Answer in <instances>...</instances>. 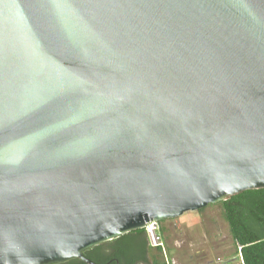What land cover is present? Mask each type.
Masks as SVG:
<instances>
[{
    "label": "water",
    "instance_id": "1",
    "mask_svg": "<svg viewBox=\"0 0 264 264\" xmlns=\"http://www.w3.org/2000/svg\"><path fill=\"white\" fill-rule=\"evenodd\" d=\"M257 189L264 0H0V264Z\"/></svg>",
    "mask_w": 264,
    "mask_h": 264
},
{
    "label": "trees",
    "instance_id": "2",
    "mask_svg": "<svg viewBox=\"0 0 264 264\" xmlns=\"http://www.w3.org/2000/svg\"><path fill=\"white\" fill-rule=\"evenodd\" d=\"M217 204L221 206L223 218L242 264H264V189L248 190ZM161 235L164 240V235ZM144 242L148 244L147 236L144 229H140L89 248L95 252L92 256L89 255V249L83 251V255L97 264H167L162 259L160 248H152L155 253L149 261L142 246ZM108 247H111L110 252L106 250ZM111 259L112 263H109ZM59 264L83 262L73 258Z\"/></svg>",
    "mask_w": 264,
    "mask_h": 264
},
{
    "label": "rangeland",
    "instance_id": "3",
    "mask_svg": "<svg viewBox=\"0 0 264 264\" xmlns=\"http://www.w3.org/2000/svg\"><path fill=\"white\" fill-rule=\"evenodd\" d=\"M160 221L165 254L174 264H242L219 204ZM162 254V259H164ZM207 261H209L207 263Z\"/></svg>",
    "mask_w": 264,
    "mask_h": 264
},
{
    "label": "built area",
    "instance_id": "4",
    "mask_svg": "<svg viewBox=\"0 0 264 264\" xmlns=\"http://www.w3.org/2000/svg\"><path fill=\"white\" fill-rule=\"evenodd\" d=\"M143 229L147 236L148 245L151 248H160L162 254H164V259L166 260V263L174 264V262L171 260L168 262L167 256L165 254L164 240L160 233L161 227L159 221L152 220L150 222H147Z\"/></svg>",
    "mask_w": 264,
    "mask_h": 264
},
{
    "label": "flooded vegetation",
    "instance_id": "5",
    "mask_svg": "<svg viewBox=\"0 0 264 264\" xmlns=\"http://www.w3.org/2000/svg\"><path fill=\"white\" fill-rule=\"evenodd\" d=\"M144 241H145V239H144ZM143 247H144V250H145V252L147 253V258L149 259V261H150V258H151V255H154V253H155V251H154V249H152V248H150V246L146 243V242H144V245H142ZM109 248H111V247H108V248H106V250H107V252H110V250L111 249H109ZM88 250V249H87ZM95 254V252L92 250V249H89V255L90 256H92V255H94ZM87 259H89V258H87ZM80 260V259H79ZM93 264H97V263H95L94 261H92L91 259H89ZM112 260L113 259H111L110 260V262L109 263H112ZM82 261V260H81ZM125 260H122V262H124ZM83 262V261H82ZM116 264H120V263H117V262H115ZM83 264H86V263H84L83 262ZM122 264H124V263H122ZM138 264H143V263H138Z\"/></svg>",
    "mask_w": 264,
    "mask_h": 264
},
{
    "label": "crops",
    "instance_id": "6",
    "mask_svg": "<svg viewBox=\"0 0 264 264\" xmlns=\"http://www.w3.org/2000/svg\"><path fill=\"white\" fill-rule=\"evenodd\" d=\"M208 207H210V206H207L203 211H205L206 209H208ZM209 261H207V263H208ZM210 263V262H209Z\"/></svg>",
    "mask_w": 264,
    "mask_h": 264
}]
</instances>
